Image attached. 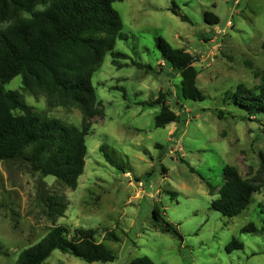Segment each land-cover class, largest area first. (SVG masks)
Here are the masks:
<instances>
[{"label":"rangeland","instance_id":"1","mask_svg":"<svg viewBox=\"0 0 264 264\" xmlns=\"http://www.w3.org/2000/svg\"><path fill=\"white\" fill-rule=\"evenodd\" d=\"M113 8L123 34L114 51L127 58L113 64L107 53L91 78L103 116L85 124V165L76 189L31 172L24 162H0V264H15L53 226L67 229L69 238L92 230L94 240L115 255L104 264L140 257L155 264H264V116H246L226 96L239 86H264V0H124ZM205 13L218 23H206ZM158 36L194 57L203 100L182 98L180 77L155 47ZM21 86L16 76L4 87L19 91L39 113L84 125L77 109L48 108L44 97L22 92ZM160 91L178 116L164 128L154 125L159 106L148 105ZM225 166L259 183L252 203L233 218L211 206ZM206 182L214 186L212 193ZM51 195L63 197L62 217L49 214ZM163 223L180 238L162 232ZM106 232H114L118 242L105 241ZM233 239L240 246L229 247ZM44 264L85 263L55 250Z\"/></svg>","mask_w":264,"mask_h":264},{"label":"trees","instance_id":"2","mask_svg":"<svg viewBox=\"0 0 264 264\" xmlns=\"http://www.w3.org/2000/svg\"><path fill=\"white\" fill-rule=\"evenodd\" d=\"M124 0H0V162H24L41 177L52 176L59 186L76 189L83 174L86 156L85 139L95 117L103 116L91 83L104 56L111 54L112 63L127 56L114 51L116 39L123 38L122 21L113 8ZM173 14L177 15L172 9ZM181 20L187 21L186 17ZM209 25L218 18L205 13ZM155 47L165 64L180 77L184 100L201 101L205 95L196 85L194 57L181 48H172L162 37L155 38ZM138 69L150 67L134 61ZM119 67H122L119 65ZM21 77V91L44 97L48 108L73 107L84 125L78 128L50 118L34 110L19 91L5 89L14 77ZM231 104L248 117L264 116V86L248 90L242 86L226 95ZM159 106L156 128L176 122L178 116L165 104L164 93L148 103ZM101 150V148H100ZM260 173L264 172V157ZM223 183L211 206L227 218L239 215L252 203L259 183L242 179L235 168L225 166ZM210 193L214 186L206 182ZM49 214L62 217L67 206L60 195L47 199ZM159 222L160 213L153 210ZM162 232L180 234L172 225H160ZM105 241L118 242L114 232L104 234ZM240 246L235 239L229 247ZM59 250L81 259L85 264L110 263L115 255L104 243L94 240L92 230H78L69 238L67 229L53 226L35 245L23 250L15 264H44L51 253ZM1 254V249H0ZM128 264H155L148 257L135 258Z\"/></svg>","mask_w":264,"mask_h":264}]
</instances>
